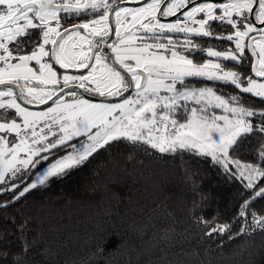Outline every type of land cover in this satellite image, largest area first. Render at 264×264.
Here are the masks:
<instances>
[{"label":"snow or ice","instance_id":"6c2138e0","mask_svg":"<svg viewBox=\"0 0 264 264\" xmlns=\"http://www.w3.org/2000/svg\"><path fill=\"white\" fill-rule=\"evenodd\" d=\"M189 3L196 5V0H171L170 3L167 0H145L144 6L133 10L114 9L108 0H0V85L4 86L0 89V109L4 110L0 113V133L15 134L14 139L18 140L9 147V140L0 135V183L4 182L6 173L11 172L15 176L20 171L17 165L27 168L31 164L35 167L40 161L34 163V156L64 146L73 137L82 135L87 137L88 143L81 144L79 148L73 145L74 151L52 164L38 177L37 183L43 184L50 177L63 175L66 170L87 161L98 149L122 140L133 144L142 142L162 153L174 152L178 148L191 149L211 156L218 163L222 162L226 170L229 163H234L240 169V177L247 180L245 187L248 189L255 188L258 180L264 182V168L260 166L264 164V148L256 156V165L241 164L229 158V151H238L246 139L255 135L258 142L264 138V111L244 107L239 96L225 100L211 88H185L183 91L177 88V83L183 84L185 77H207L230 83L241 93L252 94L264 102V82L242 77L237 72L224 71L218 63L197 66L175 50L176 42L171 37L167 38V43L159 42L166 31L211 37L212 32L206 30L209 21L226 22L236 29L234 34L213 38L235 40L237 51L220 53L209 49L208 55L245 66L242 61L246 59L244 52L247 47L257 57L252 66L255 77L264 79V28L257 29L253 22L245 23L246 13H253L256 4L259 13L255 19L264 24V0H228L219 5L200 3L183 13V24L161 23L157 18V13L162 16L175 15ZM161 5L166 6L161 8ZM217 8L222 9V15L214 14ZM89 9L93 12L103 9V15L80 24H71L70 19H66L70 27L61 31V12L66 18L75 19ZM111 12L115 14L117 40L106 45L113 53L110 63L103 46L113 32L109 24ZM198 13H203L206 18L197 21ZM234 13L238 19H233ZM129 16L131 21L125 27ZM187 21L199 27L191 28ZM52 22H55V26H52ZM33 30L41 33L39 40L33 38ZM81 30L85 34L82 35ZM253 32H259L260 39L252 37L253 42L246 45L245 38ZM85 44L88 45L87 50ZM98 44L101 47L95 50ZM48 45L51 48H46ZM190 45L191 41L186 40L184 47ZM27 48L32 49L30 54H19ZM70 48L77 51H70ZM169 50L170 57L164 54ZM44 58L48 60L44 61ZM31 61L39 66V75L29 67ZM48 61L59 65L65 74L58 75L53 63ZM73 68L90 71L87 75L67 74ZM126 75H129L128 79ZM21 81L24 83L21 84ZM33 81H38L41 87L33 86ZM70 85H77L99 96H118L122 102L92 103L77 98ZM132 90L134 96L124 98L123 94ZM65 95L73 98L70 103L64 100ZM18 99L28 104L35 102L46 105L52 101L55 106L34 112L22 106ZM188 101H194L199 107H192L186 122L180 123L174 118L175 113L181 107L187 109ZM210 105L223 108L226 115L209 116ZM8 110H14V113ZM9 115L16 118L8 119ZM253 117L261 123L254 126ZM38 125H42L39 132L36 130ZM54 125L59 126L60 135L54 141L47 142L48 135L57 136L52 131ZM41 141L47 142V146L32 147ZM21 152L27 153L26 159L19 158ZM43 159L47 160L48 157L44 156ZM37 183L24 187L19 196L36 188ZM18 187L12 185L13 189ZM257 197L264 198V187L256 191L250 201L241 205L240 217L246 215L248 205L255 202ZM253 219L264 228V216L253 215ZM226 231H229V226H217L207 234L211 236Z\"/></svg>","mask_w":264,"mask_h":264},{"label":"trees","instance_id":"16d2710c","mask_svg":"<svg viewBox=\"0 0 264 264\" xmlns=\"http://www.w3.org/2000/svg\"><path fill=\"white\" fill-rule=\"evenodd\" d=\"M61 21L63 27L70 24ZM223 29L225 37L234 31L229 24ZM39 35L34 30L33 38ZM233 45L222 39V50ZM226 68L242 77L250 73L235 63ZM208 86L226 100L239 96L244 107L264 111L259 97L230 83L209 81ZM179 116L186 118L184 111ZM251 120L254 126L261 123ZM83 140L40 153L35 167L0 185V264H264V228L253 219L264 216V198L257 197L239 216L241 205L264 182L248 189L234 163L226 170L222 162L191 149L162 153L142 142H112L19 196L40 171ZM257 140L255 135L246 139L229 158L256 165L264 148V138ZM12 184L19 187L10 189ZM224 225L229 231L207 234Z\"/></svg>","mask_w":264,"mask_h":264},{"label":"flooded vegetation","instance_id":"af4514ba","mask_svg":"<svg viewBox=\"0 0 264 264\" xmlns=\"http://www.w3.org/2000/svg\"><path fill=\"white\" fill-rule=\"evenodd\" d=\"M137 1H141V0H137ZM137 1L136 0H108V3L111 4L113 6V8L115 9V8H121L123 6H139V5H131V4H128V3L119 5V4L123 3V2H137ZM207 1L222 2V0L221 1H216V0H196V5H198L200 3L207 2ZM149 2H150V0H149ZM167 2L170 3L171 0H167ZM196 5L189 3L185 8L180 9L179 11H177L175 13V15H171V16H162V15H160V13H157V18L160 20L161 23L162 22H164V23H166V22H173V23L181 22L183 24L185 22V17L183 16V13L185 11L190 10L193 6H196ZM165 6L166 5H161V8H163ZM258 13H259V8H258V5H256V7L254 9V13H253V17L254 18H251V13H246V15H247L246 23L253 22L257 29L264 28V24H261L258 20L255 19V16L258 15ZM95 14H98V15L94 16ZM214 14L217 15V16L222 15V9H220V8L215 9L214 10ZM100 15H103V9L96 10L95 12H93V10L89 9L87 11V13H83L78 18H75L74 20L78 21V22L73 23V24L86 23V22H88L90 20L97 19ZM114 16H115V14H114V12H112V20H113V25H114L113 36L110 37L111 36L110 35L108 37L107 41H106V44L103 46L104 47V51L108 54V57H109V61L108 62H110V63L112 62L111 61V57H112L113 53H112L111 49L108 48L106 45L107 44H111L112 42L117 40V36L115 35L116 24H115V21H114ZM60 17H61V20L63 19V22H65V23H67L66 19H70V21H71V18L70 17L66 18V15L63 12L60 13ZM172 17H174V18H172ZM169 18H172V19H169ZM205 18L206 17H205V15L203 13H198L196 15V20L197 21L203 20ZM129 21H131V17L130 16L127 17V19L125 21V27L128 26V22ZM61 24H62V21H61ZM109 24H110V27L112 28V24H111V20H110V13H109ZM187 24L191 28H198L199 27L198 24L193 23L192 21H187ZM222 24H227V23L226 22H221L219 20H217V21H209V25H208V27H206V30H210L212 32V36L211 37H204L202 35H196L194 33H175V32L168 33L166 31L161 36V40L159 42L160 43H167V38L171 37L173 39V41L176 42L175 50L180 55L185 56L187 59L191 60L193 62V64H195L197 66H202V65H205V64H209V63H218V64L221 65V67L224 69V71H228L227 68H226L227 65H229L231 63H235V64H238V65H241V64L237 63V62L230 61V60H226V59H224L222 57H212V56L208 55V50L209 49H211L213 51L220 52V53L230 52V51L231 52L237 51L236 48H235V40H233L234 49H231V50L224 49V50H222V39L213 38V37H225V36H222V34L225 35V31H224L225 29H223V31H222ZM62 26H63V24H62ZM68 27H70V24L68 26L62 27L61 31H63V28H68ZM121 29H122L121 31L123 32V28H121ZM233 29H234V31H233L232 35L236 31L235 28H233ZM132 31L135 32L136 29L133 28ZM81 34L82 35L85 34L84 30H81ZM40 36H41V33L39 35L38 40L40 39ZM252 37H255L256 39H259L260 38V33L259 32L250 33V36L245 38L244 43L246 45L252 43L253 42L252 39H251ZM96 39L99 40V38H96ZM186 40H190L191 41V45L189 47H184V44H185ZM148 42L151 43L153 41H148ZM84 47H85V50H87L88 45L85 44ZM100 47H101V45L98 44L97 45V49H95V50H98ZM46 48H51V45L46 46ZM21 52L19 54L23 55ZM166 52H167V55L170 57V54H171L170 50L166 51ZM30 53H31V51L28 52V53H24V54H30ZM244 56L246 57V59H244L242 61V63L245 65L243 67H246V68L249 67V69H250V73H248L247 77H252L253 79H258L259 81H264V79H262V78L255 77V75L253 73L252 66L256 63L257 57L252 55L251 49L246 47L245 48V52H244ZM44 61H46V60L44 59ZM44 61H42V62H44ZM32 63L36 66L35 67L36 72L39 73V66L36 65V62H32ZM52 63H53V67L57 71L58 75L63 76L65 74V71L63 69H60L59 65H56L54 62H52ZM133 64H134V62H133ZM117 67H119V65H117ZM88 71H90V69L89 70H84V69L83 70H79V69L77 70V69L73 68V70H68L67 72L75 73L76 75L79 76V75H87ZM121 71H123V69H121ZM129 75H126L125 78L128 79ZM209 81L221 82L222 83V81L210 80L207 77H185L184 78L185 84L187 82L190 83V85H187L186 87H190L192 84H194L196 86L198 84H201L202 86H204V85L208 86V82ZM23 83L24 82L21 81V84H23ZM33 84H36V83H33ZM184 85H180V86L184 87ZM71 90H75V89H71ZM132 92H133V90L130 91L129 94H131ZM78 93H80V92H78ZM81 95H83V94H81ZM93 101H95V100H93Z\"/></svg>","mask_w":264,"mask_h":264},{"label":"rangeland","instance_id":"374dc122","mask_svg":"<svg viewBox=\"0 0 264 264\" xmlns=\"http://www.w3.org/2000/svg\"><path fill=\"white\" fill-rule=\"evenodd\" d=\"M137 1V0H136ZM226 2H228V0H224V1H222V2H211V1H207V2H204V3H213V4H217V5H219V4H222V3H226ZM142 6H144V4H141V5H139V6H123V7H121V8H128V9H133V10H135V9H137V8H139V7H142ZM222 14H223V12H222ZM233 19L235 20V19H238V17L235 15V13L233 14ZM114 21H115V16H114ZM162 23H164V22H162ZM166 23H172V24H175V23H177V22H175V23H173V22H166ZM245 23H246V21H245ZM52 26H55V22H52ZM122 30V29H121ZM241 30H243V27L241 26ZM54 39H58L57 37H53ZM260 39V38H259ZM259 39H256V40H259ZM70 51H77L76 49H71L70 48ZM224 53H228V52H224ZM164 54L165 55H167V52L165 51L164 52ZM223 58V57H222ZM45 60H48V58H44ZM16 61H13V63H15ZM32 62H35V61H31V62H29V67H31V68H33L34 70H35V65L32 63ZM48 62H51V61H48ZM37 65V64H36ZM0 66H2V65H0ZM69 70H73V69H69ZM78 70V69H77ZM79 70H83V69H79ZM36 71V70H35ZM67 74H70V75H74V76H78V75H76L75 73H71V72H67ZM37 75H39V73L37 72ZM258 80V79H257ZM258 82H264V81H259L258 80ZM33 83H36V84H33V86H35V87H41V85L39 84V82L38 81H33ZM185 84V82L183 81V84H180V83H177V88L179 89V90H181V91H183L184 89H185V87H183V86H180V85H184ZM4 88V86L3 87H0V89H3ZM187 89H206V88H211V89H213L212 87H210V86H207V85H204V86H202L201 84H198L197 86L196 85H194V84H192V87L190 86V87H186ZM214 91H215V93H216V95L217 96H220V97H222V95H220L215 89H213ZM72 91H75V90H72ZM67 92V91H66ZM76 93H77V98H80V99H86V100H89L90 102H92V103H120V102H122V100L121 99H119V100H115V101H104V100H102V101H93V100H91V99H89V98H87V97H85V96H83V95H81L80 93H78L77 91H75ZM88 93H90L91 95H93V96H97V97H104V98H109V97H115V96H99V95H95V94H93L92 92H88ZM129 94V93H128ZM125 95L124 96V98H128L130 95H132V96H134V90H133V92L131 93V94H129V95ZM223 99H225L224 97H222ZM5 99H8L7 97H5ZM72 97H70V96H68V95H65L64 96V100L65 101H67V102H71L72 101ZM226 100V99H225ZM24 102H26L25 100H23ZM18 102L19 103H21V105L22 106H24V107H26V108H28L30 111H34V112H40V111H46L47 110V108L48 107H54L55 105L53 104V103H51L50 105H48V106H46V107H44V108H39V109H36V108H29V107H27V106H25L19 99H18ZM27 103V102H26ZM181 103H184V102H181ZM28 104V103H27ZM30 105H39V103H32V104H30ZM192 107H199L194 101H188L187 102V109H185V108H183V107H181V108H179L178 109V111L175 113V116H174V118L175 119H177L180 123H184V122H186V120H187V118H188V115H189V110L192 108ZM10 113H14V110H8ZM180 111H184L185 112V116H186V118H184V117H180L179 116V112ZM4 112V110L3 109H0V113H3ZM207 114L209 115V116H211V115H215V116H223V115H226V113H225V111H224V109L223 108H221V107H215V106H209L208 107V112H207ZM8 119H13V118H16L14 115H9L8 117H7ZM18 122H19V120H18ZM222 123V122H221ZM42 125H38L37 126V132H39L40 131V127H41ZM52 131L53 132H55V133H57V136L56 137H53V136H51V135H48L47 136V142H52V141H54V139H56V138H58V136L60 135V133H59V126L58 125H54L53 127H52ZM94 131V130H93ZM45 134H47V129H45ZM0 135H3L7 140H9V147H11L12 146V143H14V142H18V140H16V139H14V137H15V134H6V133H0ZM83 136V135H82ZM82 136H80V137H82ZM76 138H79V137H73V139H76ZM72 139V140H73ZM30 142V141H29ZM47 142H45V141H41L40 142V144H38V145H32V147L33 148H40V147H46L47 146ZM69 142V141H68ZM83 143H88V141H87V137L86 136H84V140L81 142V143H79L78 145H77V147L76 148H79V147H81V144H83ZM40 153H42V152H40ZM39 153V154H40ZM37 156H34L32 159H33V162L35 163V158H36ZM19 158L20 159H26L27 158V153H24V152H21V153H19ZM55 164V163H54ZM31 165V164H30ZM17 167L20 169V171H22L23 169H25L23 166H20V165H17ZM49 168V167H48ZM48 168H46V169H43L42 171H40L39 172V174L37 175V177H36V179L32 182V183H37V180H38V177L40 176V175H42L45 171H47V169ZM19 172V171H18ZM13 178H16V175L15 176H13L12 175V173L11 172H8V173H6V175H5V180H4V182H3V184H5L6 183V181H8V180H11V179H13ZM2 183H0V185H1ZM38 184V183H37ZM13 185V184H12ZM12 185H9L8 187L10 188V189H13L12 188ZM4 187H6V186H4Z\"/></svg>","mask_w":264,"mask_h":264},{"label":"water","instance_id":"95a60500","mask_svg":"<svg viewBox=\"0 0 264 264\" xmlns=\"http://www.w3.org/2000/svg\"><path fill=\"white\" fill-rule=\"evenodd\" d=\"M216 1H221V0H216ZM222 1H224V0H222ZM126 3L131 4V5H140V4L145 3V0H141V1H137V2H123V3L119 4V5L126 4ZM255 7H256V4L254 5V9H255ZM253 13H254V12H253ZM253 13H251V18H254V17H253ZM174 17H175V16H174ZM174 17H172V18H174ZM172 18H169V19H172ZM110 20H111L112 29H113V28H114V25H113V20H112V12L110 13ZM112 36H113V32H112V34H111L110 37H112ZM0 87H3V85H0ZM13 87H15V86H13ZM70 87H71V89H75L76 91L80 92L81 94H83V95L86 96L87 98H90V99H92V100H96V101H102V100H104V101H115V100H119V99H121V97H118V96H115V97H109V98L97 97V96H93V95L87 93L84 89L79 88L77 85H70ZM16 91L18 92L19 89L16 88ZM65 91H68V90L66 89ZM128 93H130V92H126V93H124L123 95L125 96V95H127ZM53 99H55V97H54ZM20 101H21L25 106H27V107H29V108H36V109L44 108V107H46V106H48V105H50V104L52 103V101H48L46 105H45V104L30 105V104H27L26 102H24L23 100H20Z\"/></svg>","mask_w":264,"mask_h":264}]
</instances>
